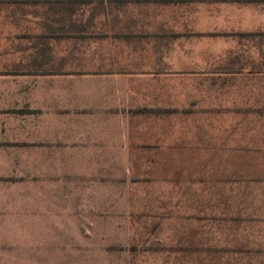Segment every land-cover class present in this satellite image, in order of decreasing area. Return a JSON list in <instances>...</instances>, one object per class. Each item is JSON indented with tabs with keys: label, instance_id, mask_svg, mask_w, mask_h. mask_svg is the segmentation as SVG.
Masks as SVG:
<instances>
[{
	"label": "rangeland",
	"instance_id": "rangeland-1",
	"mask_svg": "<svg viewBox=\"0 0 264 264\" xmlns=\"http://www.w3.org/2000/svg\"><path fill=\"white\" fill-rule=\"evenodd\" d=\"M246 1L0 0V264H264V0ZM122 66L178 72L91 89L111 90L102 70ZM93 99L209 138L202 173L232 179V200L192 213L208 232L179 240L163 181L130 187L121 168L119 190L89 189L88 225L43 241L36 207L54 206L71 164L39 160L34 138Z\"/></svg>",
	"mask_w": 264,
	"mask_h": 264
},
{
	"label": "crops",
	"instance_id": "crops-1",
	"mask_svg": "<svg viewBox=\"0 0 264 264\" xmlns=\"http://www.w3.org/2000/svg\"><path fill=\"white\" fill-rule=\"evenodd\" d=\"M249 3L250 0L239 4L249 6ZM223 5V2L216 3L217 7ZM100 55L103 57V54ZM135 67L102 70L109 71L101 75L109 82L106 85L111 90L105 86L91 89L96 92H131L132 87L127 82H144L152 79L150 75L178 72L170 68L139 70ZM140 87L141 92L146 91L143 85ZM156 89L164 91V88L158 89L157 85ZM64 111L63 114L56 113V120L49 121L46 135L34 138L37 147L34 150L39 152V160L49 163L66 161L71 164L70 168H63V171L56 170L54 177L57 179L58 191L54 206L48 209L36 207L39 214L44 215L35 220L39 235L44 233L41 235L43 241L51 240L53 233L68 235L69 224L88 225L89 189L101 186L103 182H116L119 190L121 168L134 184L130 187L146 185L154 179L163 181L164 211L176 212L178 224L174 233L179 240L189 233L194 234V240L201 232H208L204 226L210 220L193 212H209L210 208L215 207L213 202L223 205L232 200V179L218 180L217 170L214 175H203L202 169L210 165L212 157L210 141L208 138L207 142L206 137L202 141L194 126L178 124L175 127L177 131L170 135L164 130L169 127L165 121H146L143 117L133 116L126 109L122 110L119 104H102L95 99L91 104L72 105ZM106 162L107 168L104 167ZM127 162L129 170L131 168L134 173L126 172ZM209 171L205 170L204 173ZM78 205L80 210H77ZM42 239L39 237V240Z\"/></svg>",
	"mask_w": 264,
	"mask_h": 264
}]
</instances>
